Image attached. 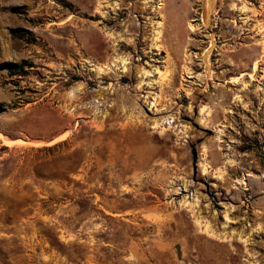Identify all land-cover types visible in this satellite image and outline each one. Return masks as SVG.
<instances>
[{
  "label": "rangeland",
  "instance_id": "1",
  "mask_svg": "<svg viewBox=\"0 0 264 264\" xmlns=\"http://www.w3.org/2000/svg\"><path fill=\"white\" fill-rule=\"evenodd\" d=\"M207 3L0 0V264H264V0Z\"/></svg>",
  "mask_w": 264,
  "mask_h": 264
},
{
  "label": "water",
  "instance_id": "2",
  "mask_svg": "<svg viewBox=\"0 0 264 264\" xmlns=\"http://www.w3.org/2000/svg\"><path fill=\"white\" fill-rule=\"evenodd\" d=\"M205 1V0H204ZM207 7H206V11H205V13H207L208 14V16H207V18L210 16V12H211V10H212V6H213V2H214V0H207ZM207 18L205 19V23L206 24H208L209 23V18H208V20H207ZM208 52V50L206 51V53ZM205 53V54H206Z\"/></svg>",
  "mask_w": 264,
  "mask_h": 264
},
{
  "label": "bare ground",
  "instance_id": "3",
  "mask_svg": "<svg viewBox=\"0 0 264 264\" xmlns=\"http://www.w3.org/2000/svg\"><path fill=\"white\" fill-rule=\"evenodd\" d=\"M207 16H208V14L206 13V18H207ZM209 18V17H208ZM208 18H207V20H208Z\"/></svg>",
  "mask_w": 264,
  "mask_h": 264
}]
</instances>
